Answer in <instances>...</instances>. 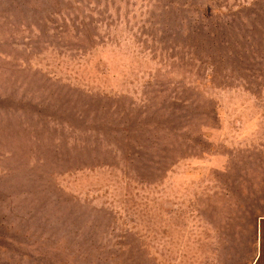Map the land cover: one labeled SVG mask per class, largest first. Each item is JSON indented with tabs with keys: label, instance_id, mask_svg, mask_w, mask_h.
<instances>
[{
	"label": "rangeland",
	"instance_id": "1",
	"mask_svg": "<svg viewBox=\"0 0 264 264\" xmlns=\"http://www.w3.org/2000/svg\"><path fill=\"white\" fill-rule=\"evenodd\" d=\"M262 223L264 0H0V264H264Z\"/></svg>",
	"mask_w": 264,
	"mask_h": 264
},
{
	"label": "crops",
	"instance_id": "2",
	"mask_svg": "<svg viewBox=\"0 0 264 264\" xmlns=\"http://www.w3.org/2000/svg\"><path fill=\"white\" fill-rule=\"evenodd\" d=\"M262 228H263V230H264V223H262ZM262 241H263V246H264V233L262 234V236H261V238H260ZM257 254V253H256ZM256 254H255V256H256Z\"/></svg>",
	"mask_w": 264,
	"mask_h": 264
}]
</instances>
